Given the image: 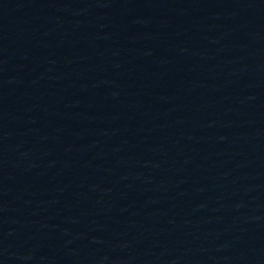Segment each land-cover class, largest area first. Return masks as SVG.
<instances>
[{
	"label": "water",
	"instance_id": "obj_1",
	"mask_svg": "<svg viewBox=\"0 0 264 264\" xmlns=\"http://www.w3.org/2000/svg\"><path fill=\"white\" fill-rule=\"evenodd\" d=\"M0 52V264H264V0H14Z\"/></svg>",
	"mask_w": 264,
	"mask_h": 264
}]
</instances>
